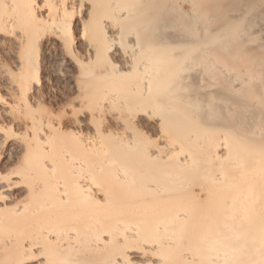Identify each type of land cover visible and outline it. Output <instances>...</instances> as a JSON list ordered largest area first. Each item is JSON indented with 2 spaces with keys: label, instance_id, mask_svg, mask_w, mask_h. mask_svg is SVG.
I'll use <instances>...</instances> for the list:
<instances>
[{
  "label": "bare ground",
  "instance_id": "bare-ground-1",
  "mask_svg": "<svg viewBox=\"0 0 264 264\" xmlns=\"http://www.w3.org/2000/svg\"><path fill=\"white\" fill-rule=\"evenodd\" d=\"M4 161L11 264H264V0H0Z\"/></svg>",
  "mask_w": 264,
  "mask_h": 264
},
{
  "label": "rangeland",
  "instance_id": "rangeland-1",
  "mask_svg": "<svg viewBox=\"0 0 264 264\" xmlns=\"http://www.w3.org/2000/svg\"><path fill=\"white\" fill-rule=\"evenodd\" d=\"M62 85H63L62 81H60L59 79L58 80L55 79L52 84H49V85L47 84L46 88L43 89V98H44L43 100H44L45 107L47 109L48 108L52 109V110L56 111L57 113L61 112L62 103L64 102V95L62 94V91H60V88H61ZM7 129H9V131H8L9 133H17L14 128L11 129L10 127H7ZM72 132H73V137L74 136L77 137L76 135H78L79 139L81 138L80 140L79 139L76 140L77 142H85L84 140H86V138L89 137V136H87V132H85L86 133V135H85L84 131L82 132L80 130H77V129L74 130L73 129ZM75 137H74L73 141H75V139H76ZM14 168H15V166L12 165L8 161H4V162L0 163V172L2 174L6 173V172H8L10 170H14ZM7 237H8V231L0 230V244ZM82 250L85 252L86 249H85L84 246H83ZM68 252H70V253L67 255ZM68 252L65 253L66 254L65 257H67V259H69L70 261H73L74 259L76 260V259L80 258L81 254L76 249L75 250L74 249L69 250ZM61 257H64V254H63V256L60 255V258ZM46 259L47 258H45V261L42 260L43 262H41V264H51V263H53L52 260L48 261ZM58 259H59V257H58ZM64 261L65 260L60 262V260L59 261L57 260V263L58 264H63ZM10 262H11V260H10V258L8 256H0V264H11Z\"/></svg>",
  "mask_w": 264,
  "mask_h": 264
}]
</instances>
